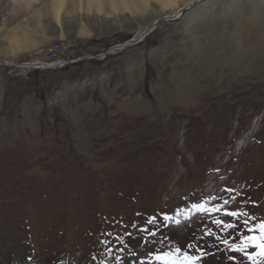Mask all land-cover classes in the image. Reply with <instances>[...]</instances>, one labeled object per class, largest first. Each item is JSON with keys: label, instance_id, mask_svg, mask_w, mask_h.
Returning <instances> with one entry per match:
<instances>
[{"label": "rangeland", "instance_id": "1", "mask_svg": "<svg viewBox=\"0 0 264 264\" xmlns=\"http://www.w3.org/2000/svg\"><path fill=\"white\" fill-rule=\"evenodd\" d=\"M57 1L0 0V264H264V0Z\"/></svg>", "mask_w": 264, "mask_h": 264}, {"label": "bare ground", "instance_id": "2", "mask_svg": "<svg viewBox=\"0 0 264 264\" xmlns=\"http://www.w3.org/2000/svg\"><path fill=\"white\" fill-rule=\"evenodd\" d=\"M92 1H96L98 9H101L103 7V4H104L103 0H92ZM131 1H133V0H120V2L122 4H124L125 6H128V4ZM157 1L162 3V10L159 12L157 17L155 16L156 18L154 19V22L151 25H149L148 27H145L143 29V31H142L143 34H144V32L146 31L147 28H150V27L153 28V26L155 27V24L157 22H159V21H162V22L167 21L168 22V21H170V19H175L176 17L179 16V14L183 10L193 9L196 5L200 4L203 0H184L182 6L178 9V11L177 10L176 11H172V6H174V5L176 6L178 0H157ZM57 2H58L57 5H59V6L63 3L62 0H58ZM111 5H112L113 8H117V0H111ZM56 11L59 13L60 7H57ZM140 34H141V32H139L136 37H139ZM143 38L144 37H141L140 39H143ZM59 46H61V45H59V44L54 45V46L52 45L51 46L52 48L50 49L49 52L57 51V48H59ZM38 62L39 61H37L36 63H38ZM8 64H10V63H8ZM62 64H64V63H62ZM31 65L32 64H30L29 66H31ZM59 65L60 64H55V65L45 64L43 66H39L38 68H41L42 70H49L50 71V70H53L54 68L58 67Z\"/></svg>", "mask_w": 264, "mask_h": 264}, {"label": "snow or ice", "instance_id": "3", "mask_svg": "<svg viewBox=\"0 0 264 264\" xmlns=\"http://www.w3.org/2000/svg\"><path fill=\"white\" fill-rule=\"evenodd\" d=\"M227 203V201H225ZM227 215L238 217L240 213L237 212H230L227 213ZM165 219L168 220L169 217L165 216ZM217 223H220L217 221ZM245 224H247V221H245ZM228 227H232V225H228ZM261 229L264 230V225H260ZM251 231V229H249ZM255 241V237H245L240 245H233L234 250L237 251H244L246 247L249 245H253ZM256 247H264V245H255ZM182 255V259L180 258ZM157 261L160 262V264H195L196 259L195 257L191 256L187 252H182L180 249L175 250V254L172 252L165 253L164 255H157L155 257Z\"/></svg>", "mask_w": 264, "mask_h": 264}, {"label": "built area", "instance_id": "4", "mask_svg": "<svg viewBox=\"0 0 264 264\" xmlns=\"http://www.w3.org/2000/svg\"><path fill=\"white\" fill-rule=\"evenodd\" d=\"M74 45L73 44H63L59 46V51H51L45 55V57L36 64H32L29 66L27 63L19 64L24 67L34 68L35 71H38L39 66H43L45 64H62L66 61L73 59L70 57L73 53Z\"/></svg>", "mask_w": 264, "mask_h": 264}, {"label": "water", "instance_id": "5", "mask_svg": "<svg viewBox=\"0 0 264 264\" xmlns=\"http://www.w3.org/2000/svg\"><path fill=\"white\" fill-rule=\"evenodd\" d=\"M156 25H155V27L153 26V28H147L146 29V31L144 32V34H143V37H146L147 35H149L150 33H152L155 29H156ZM140 40H138L137 42H139Z\"/></svg>", "mask_w": 264, "mask_h": 264}]
</instances>
